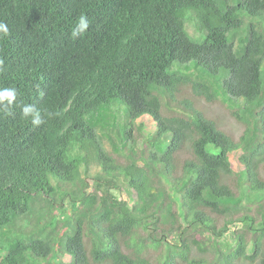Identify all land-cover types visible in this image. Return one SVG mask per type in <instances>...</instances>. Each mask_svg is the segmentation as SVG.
I'll use <instances>...</instances> for the list:
<instances>
[{
    "label": "trees",
    "instance_id": "1",
    "mask_svg": "<svg viewBox=\"0 0 264 264\" xmlns=\"http://www.w3.org/2000/svg\"><path fill=\"white\" fill-rule=\"evenodd\" d=\"M0 22V264H264V0H0Z\"/></svg>",
    "mask_w": 264,
    "mask_h": 264
},
{
    "label": "rangeland",
    "instance_id": "2",
    "mask_svg": "<svg viewBox=\"0 0 264 264\" xmlns=\"http://www.w3.org/2000/svg\"><path fill=\"white\" fill-rule=\"evenodd\" d=\"M197 106L201 109V111L206 115L207 117L211 119H215L218 122H220L222 125L225 126V129L229 130L235 141L239 139V135L241 132V125L239 122H237L235 119L233 120L232 117L229 115L228 112H226L223 108H221L218 104L214 103H197ZM241 155L240 151H235L230 154V161L232 165V169L234 171H239L242 169L238 157ZM264 177V175H263ZM116 194L117 190L115 191ZM121 198L125 199L130 204L134 202L132 198H129L125 191H122L120 193ZM241 223L232 225L228 228L227 232L224 233L219 239L218 243L221 245L222 249L227 250L234 244V231L240 228Z\"/></svg>",
    "mask_w": 264,
    "mask_h": 264
},
{
    "label": "clouds",
    "instance_id": "3",
    "mask_svg": "<svg viewBox=\"0 0 264 264\" xmlns=\"http://www.w3.org/2000/svg\"><path fill=\"white\" fill-rule=\"evenodd\" d=\"M89 28V20L87 16L81 15L78 22L72 29V38L83 37ZM10 35V29L7 24L0 22V36L7 37ZM18 92L15 88L0 89V105H3L6 111H11V106L16 101ZM7 101V105L4 102ZM35 108L34 105H25L22 109V116L27 118L29 113ZM33 124H38L40 121H32Z\"/></svg>",
    "mask_w": 264,
    "mask_h": 264
}]
</instances>
